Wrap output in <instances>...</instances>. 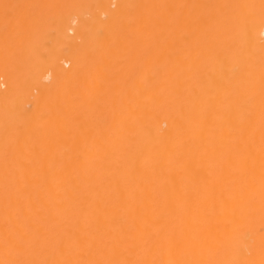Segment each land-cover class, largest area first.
Here are the masks:
<instances>
[{
    "label": "bare ground",
    "instance_id": "6f19581e",
    "mask_svg": "<svg viewBox=\"0 0 264 264\" xmlns=\"http://www.w3.org/2000/svg\"><path fill=\"white\" fill-rule=\"evenodd\" d=\"M0 264H264V0H0Z\"/></svg>",
    "mask_w": 264,
    "mask_h": 264
}]
</instances>
